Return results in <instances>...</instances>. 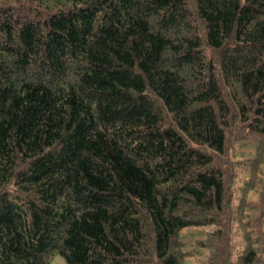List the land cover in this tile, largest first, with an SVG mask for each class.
Returning <instances> with one entry per match:
<instances>
[{
	"label": "trees",
	"instance_id": "obj_1",
	"mask_svg": "<svg viewBox=\"0 0 264 264\" xmlns=\"http://www.w3.org/2000/svg\"><path fill=\"white\" fill-rule=\"evenodd\" d=\"M56 254L264 264V0H0V264Z\"/></svg>",
	"mask_w": 264,
	"mask_h": 264
},
{
	"label": "rangeland",
	"instance_id": "obj_2",
	"mask_svg": "<svg viewBox=\"0 0 264 264\" xmlns=\"http://www.w3.org/2000/svg\"><path fill=\"white\" fill-rule=\"evenodd\" d=\"M231 240H232V243H233L234 247L235 246L238 247V248L242 247V245H243V236H242V234L240 232H238V230H235V229L233 230V232L231 234ZM221 251H222V253L225 254L228 251L227 246L222 247ZM234 253L236 254L237 251L234 252V249H233V255H234ZM218 255H219L218 258H220L221 253H219ZM193 258H197L198 259V257H196V256L193 257ZM201 258H202V256H201ZM196 263L200 264V261L199 262L196 261ZM50 264H66V262L61 257V255L56 254L51 259Z\"/></svg>",
	"mask_w": 264,
	"mask_h": 264
}]
</instances>
